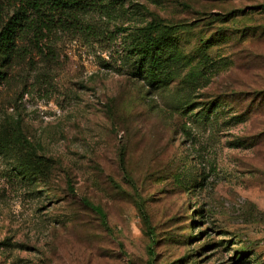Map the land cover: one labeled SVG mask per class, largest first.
<instances>
[{
    "label": "rangeland",
    "instance_id": "rangeland-1",
    "mask_svg": "<svg viewBox=\"0 0 264 264\" xmlns=\"http://www.w3.org/2000/svg\"><path fill=\"white\" fill-rule=\"evenodd\" d=\"M263 7L82 0L21 33L0 60V264H149L138 202L156 264H264ZM149 23L173 29L155 84L123 47Z\"/></svg>",
    "mask_w": 264,
    "mask_h": 264
},
{
    "label": "trees",
    "instance_id": "trees-1",
    "mask_svg": "<svg viewBox=\"0 0 264 264\" xmlns=\"http://www.w3.org/2000/svg\"><path fill=\"white\" fill-rule=\"evenodd\" d=\"M82 0H18L19 6L3 25L0 31V60L5 61L14 50L15 40L27 28L50 30L52 26L61 25L66 19L77 18L75 5L80 6ZM264 8V7H263ZM164 31L163 33H161ZM171 27L160 28L159 24L149 23L140 30V34L129 37L123 42L125 53L136 56L139 69H143L153 80V84L162 82V75L166 67L168 55L167 48L170 44ZM161 33V35H159ZM148 65V66H147ZM263 94V93H262ZM137 207L148 227L149 234V264L155 262L156 239L150 229L145 207L140 202ZM104 217L105 215L102 214Z\"/></svg>",
    "mask_w": 264,
    "mask_h": 264
}]
</instances>
